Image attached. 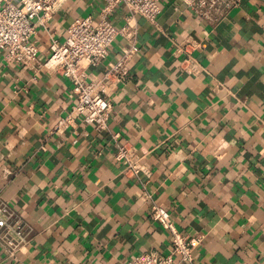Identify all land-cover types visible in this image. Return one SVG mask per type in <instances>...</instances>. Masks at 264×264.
Masks as SVG:
<instances>
[{"label": "crops", "instance_id": "1", "mask_svg": "<svg viewBox=\"0 0 264 264\" xmlns=\"http://www.w3.org/2000/svg\"><path fill=\"white\" fill-rule=\"evenodd\" d=\"M100 5L68 0L35 39ZM126 10L112 15L120 26ZM131 76L108 94L107 127L80 119L57 129L73 102L66 77L8 63L0 51V201L23 220L27 241L0 264H124L144 252L167 254L170 234L150 217L167 208L179 231L199 238L195 264H264V0H242L219 20L182 0H161L156 24L138 17ZM195 39L192 58L174 53ZM89 67L102 72L122 53ZM197 69V73L190 72ZM114 134H118L115 138ZM127 144L140 174L117 160Z\"/></svg>", "mask_w": 264, "mask_h": 264}, {"label": "built area", "instance_id": "2", "mask_svg": "<svg viewBox=\"0 0 264 264\" xmlns=\"http://www.w3.org/2000/svg\"><path fill=\"white\" fill-rule=\"evenodd\" d=\"M68 0H0V51L8 63H16L24 68L60 74L72 83L74 102L57 124V129L80 119L86 124L102 130L112 108L108 94L118 83L131 76L130 62L138 51L137 21L141 17L156 24L161 12V0H84L93 5L99 2L96 13L73 19L66 29L63 39L50 37L49 54L43 61L39 59V47L35 35L39 27L47 30L53 15ZM195 14L215 22L242 0H182ZM119 7L126 10L122 24L118 27L112 15ZM125 40L122 53L101 75L90 77L89 67L104 61L110 53L116 36ZM198 42L186 38L174 50L176 55L192 58ZM197 69L190 72L197 73ZM117 138L118 134H114ZM116 158L123 163L127 175L140 174L142 157L127 144L118 146ZM150 217L156 220L170 234V249L167 254L144 252L128 259L124 264H195L193 250L199 238H188L182 234L167 208L153 205ZM26 227L7 202L0 201V246L9 257H15L27 241Z\"/></svg>", "mask_w": 264, "mask_h": 264}]
</instances>
